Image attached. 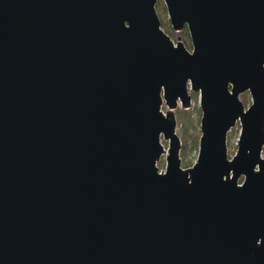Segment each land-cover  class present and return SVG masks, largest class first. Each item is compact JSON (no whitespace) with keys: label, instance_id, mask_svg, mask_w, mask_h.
<instances>
[{"label":"water","instance_id":"95a60500","mask_svg":"<svg viewBox=\"0 0 264 264\" xmlns=\"http://www.w3.org/2000/svg\"><path fill=\"white\" fill-rule=\"evenodd\" d=\"M164 1L0 0V264H264V0Z\"/></svg>","mask_w":264,"mask_h":264},{"label":"trees","instance_id":"16d2710c","mask_svg":"<svg viewBox=\"0 0 264 264\" xmlns=\"http://www.w3.org/2000/svg\"><path fill=\"white\" fill-rule=\"evenodd\" d=\"M157 10L159 16L161 18L163 28L173 37L174 34H181V39L186 43L188 47H192L191 37L188 26H185L182 30H175L172 27L171 21L169 17H167V6L164 0H158L157 2ZM180 39V38H179ZM195 95V93H193ZM244 102H246L245 98L242 97ZM197 112V119L193 118V114ZM176 116L178 120V125L180 126L177 131L182 140V148H181V156L183 159V163L185 165H190V160L188 158L189 152L192 149H196L199 146L200 141V124H201V116L202 109L201 107L195 106L194 108H184L179 107L176 109ZM195 120V121H194ZM193 131L191 132V130ZM230 131L228 134L229 140ZM159 165L163 168L165 164L163 162L159 163Z\"/></svg>","mask_w":264,"mask_h":264},{"label":"rangeland","instance_id":"374dc122","mask_svg":"<svg viewBox=\"0 0 264 264\" xmlns=\"http://www.w3.org/2000/svg\"><path fill=\"white\" fill-rule=\"evenodd\" d=\"M165 2V1H164ZM167 17H169V14H168V10H167ZM170 19V18H169ZM163 27V26H162ZM178 31V30H177ZM181 34H174L173 35V38L175 40H178L179 38L181 39ZM182 40V39H181ZM186 44V43H185ZM190 48V47H189ZM192 93V104L190 107H187V108H194L195 106H198V107H201L200 106V94L199 92H196V91H191ZM193 93H195V95H193ZM244 97L246 102L245 104L248 105L251 103L252 101V97H251V94L249 91H246L244 93L241 94V98ZM244 101V100H243ZM179 107H182V106H178L177 108ZM164 109H167V106L164 104L163 106ZM186 108V107H184ZM193 114V118L197 119L198 117V114L197 112L194 111V113L192 112ZM195 121V120H194ZM180 126L178 125L177 129L179 128ZM193 131V129L191 130V132ZM240 131H241V124L240 122H238L234 127H232V129L230 130V135H229V140H228V145H229V154L230 156H232L237 148H238V140H239V136H240ZM200 133H201V124H200ZM229 134V133H228ZM163 142H164V145L166 147H168L169 145V140H165V139H162ZM198 151H199V146L198 148L196 149H192L190 152H189V155H188V158L190 160V165H192L194 163V161L196 160L197 158V155H198ZM263 153H264V150H263ZM182 157V156H181ZM163 162L166 166V155L163 154L162 157H161V160L159 161V163ZM182 165L183 166H190V165H185L183 163V159H182ZM160 166V165H159ZM164 166V167H165ZM161 167V166H160ZM162 168V167H161ZM243 180V177H241L240 181Z\"/></svg>","mask_w":264,"mask_h":264},{"label":"flooded vegetation","instance_id":"af4514ba","mask_svg":"<svg viewBox=\"0 0 264 264\" xmlns=\"http://www.w3.org/2000/svg\"><path fill=\"white\" fill-rule=\"evenodd\" d=\"M172 37V36H171ZM173 38V37H172ZM174 39V38H173ZM175 40V39H174ZM190 49H192V47L190 48Z\"/></svg>","mask_w":264,"mask_h":264}]
</instances>
